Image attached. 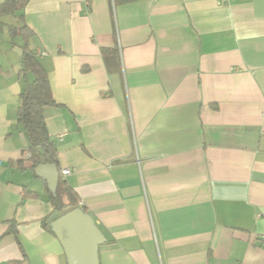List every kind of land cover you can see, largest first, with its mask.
I'll list each match as a JSON object with an SVG mask.
<instances>
[{
	"label": "crops",
	"instance_id": "0c3cea01",
	"mask_svg": "<svg viewBox=\"0 0 264 264\" xmlns=\"http://www.w3.org/2000/svg\"><path fill=\"white\" fill-rule=\"evenodd\" d=\"M23 16L99 264H264V0H26ZM0 20V264H68L46 183L17 167L19 22Z\"/></svg>",
	"mask_w": 264,
	"mask_h": 264
},
{
	"label": "trees",
	"instance_id": "16d2710c",
	"mask_svg": "<svg viewBox=\"0 0 264 264\" xmlns=\"http://www.w3.org/2000/svg\"><path fill=\"white\" fill-rule=\"evenodd\" d=\"M25 4L26 0H4L0 4V17L11 15L19 22L18 26L11 25L8 27L11 44H15V39L18 38L21 41L19 45L21 49L19 76L23 79L24 86L20 93L16 120L26 135V152L29 154V158L27 165L23 161H19L17 167L21 170L30 169L34 171L38 165H55L59 174L58 184L55 195L49 191L48 194L53 211L58 212L57 218L76 208H81L87 212L83 206L79 207L78 195L63 180L55 143L49 138L46 130L45 111L50 107H58V104L52 97L47 71L39 62L35 52L29 48V40L34 36V33L24 23L23 9ZM1 28L2 22L0 20V31ZM109 53V50H103L105 58L108 57ZM28 75L31 76L30 81L27 79ZM43 223V226L50 230L48 224ZM8 232L16 233L13 222L10 224Z\"/></svg>",
	"mask_w": 264,
	"mask_h": 264
},
{
	"label": "water",
	"instance_id": "95a60500",
	"mask_svg": "<svg viewBox=\"0 0 264 264\" xmlns=\"http://www.w3.org/2000/svg\"><path fill=\"white\" fill-rule=\"evenodd\" d=\"M34 174L55 195L59 179L57 167L38 165ZM50 228L62 244L68 264H99L98 247L105 239L88 213L76 208L52 222Z\"/></svg>",
	"mask_w": 264,
	"mask_h": 264
},
{
	"label": "built area",
	"instance_id": "2783aa9c",
	"mask_svg": "<svg viewBox=\"0 0 264 264\" xmlns=\"http://www.w3.org/2000/svg\"><path fill=\"white\" fill-rule=\"evenodd\" d=\"M218 3L220 4H228L229 2L233 1V0H216ZM62 136H59L58 138H61ZM71 173V169H68V168H65V169H62V177L63 178H66L68 175H70ZM262 240L264 242V237H262Z\"/></svg>",
	"mask_w": 264,
	"mask_h": 264
},
{
	"label": "rangeland",
	"instance_id": "374dc122",
	"mask_svg": "<svg viewBox=\"0 0 264 264\" xmlns=\"http://www.w3.org/2000/svg\"><path fill=\"white\" fill-rule=\"evenodd\" d=\"M6 20H11V17H8L7 16V19ZM9 24H13V21L11 20L10 22H9Z\"/></svg>",
	"mask_w": 264,
	"mask_h": 264
}]
</instances>
